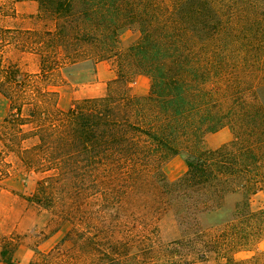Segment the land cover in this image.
Masks as SVG:
<instances>
[{
    "label": "trees",
    "instance_id": "obj_1",
    "mask_svg": "<svg viewBox=\"0 0 264 264\" xmlns=\"http://www.w3.org/2000/svg\"><path fill=\"white\" fill-rule=\"evenodd\" d=\"M37 1L39 14L53 16L55 28L19 30L27 37L5 41L36 53L38 72L23 75L0 54V94L8 102L0 121V177L9 173V153L26 167L54 169L75 181L123 170L136 183L150 168L160 194L177 203L180 232L186 224L194 229L182 211L225 209L226 225L206 238L181 232L185 238L163 242L153 219L141 236L104 249L107 264H190L181 253L186 245L200 259L215 246L226 264H247L225 251L245 247L264 227V207L250 205L264 193V0ZM128 28L138 36L121 50ZM107 59L115 60L116 75L104 96L74 99L62 109L59 93L39 86L40 80L67 84L63 71ZM134 74L149 77L146 95L129 93ZM224 127L233 138L205 149V135ZM178 155L186 170L172 182L163 166ZM104 177L98 186L107 183ZM40 190L25 199L42 203ZM230 195L237 200L229 209ZM1 256L19 264L6 246Z\"/></svg>",
    "mask_w": 264,
    "mask_h": 264
},
{
    "label": "rangeland",
    "instance_id": "obj_2",
    "mask_svg": "<svg viewBox=\"0 0 264 264\" xmlns=\"http://www.w3.org/2000/svg\"><path fill=\"white\" fill-rule=\"evenodd\" d=\"M11 1L0 0V20L1 15L9 12ZM42 18L51 24L54 22L51 15L45 14ZM10 32L0 28V54L4 62L18 64L23 75L37 73L39 70L37 54L23 51L13 40L8 43L5 41L10 38L21 41V38H26L27 35L22 36V31L17 29ZM137 36L138 32L135 28L125 29L121 33L118 47L121 50L126 49ZM101 61L111 63L116 72L114 59L100 60L95 65L89 61L63 71L69 83L64 84L54 79V86L40 80L39 86L42 89L47 87L57 91L59 107L67 109L74 100V89L95 82L96 64ZM138 75L134 74L127 86L130 94L142 96L136 94L138 85L135 81ZM133 82L134 85L131 84ZM108 84L109 82L104 95L108 91ZM7 110L8 102L0 94V121ZM222 129L226 130V138L229 142L233 138L232 132L228 127ZM210 135L212 133L205 135L203 147L213 150L205 142V138ZM219 144L221 142H216V145ZM5 161L10 166L9 173L0 177V264H6L1 256L5 246L7 256L21 264V260L15 255L19 245L28 246L34 252L33 261L46 260L53 264H107L102 255L104 249L110 248L117 241L141 236L146 231L145 224L150 220L159 219L158 235L163 242H170L185 238L183 237L185 233L191 234L190 238L197 236L206 238L205 236L217 232V228L226 225L223 224L225 222L222 223L223 225L221 222L230 214L225 209L211 214H199L198 211L193 210L182 211L183 214H188L194 229L186 224L181 234L173 217V208L177 203L170 200L167 194H160L162 189L157 182L151 180L150 168L142 169L141 177L144 178L142 180L144 182H130V176L123 170L115 174H106V177L105 174L98 172L94 177L87 176L85 180L75 181L70 175L54 169L26 167L11 153L5 156ZM185 170L183 155L169 159L163 166L167 180L172 182ZM102 177L106 178L107 183L98 186ZM39 188H41L39 196L42 198V203L28 202L26 196L37 193ZM236 200L234 195L228 196L226 207L233 208ZM250 205L254 210L264 207V193L259 192L253 196ZM150 207L152 209H149ZM13 221L21 223V229H10V222ZM217 248L215 246L210 250L205 248L203 259H200L197 251L189 245L182 247L181 253L190 264H226L225 258H222V253L218 252ZM227 252L237 261L264 264V227H259L255 231L245 247L227 249L225 254Z\"/></svg>",
    "mask_w": 264,
    "mask_h": 264
},
{
    "label": "crops",
    "instance_id": "obj_3",
    "mask_svg": "<svg viewBox=\"0 0 264 264\" xmlns=\"http://www.w3.org/2000/svg\"><path fill=\"white\" fill-rule=\"evenodd\" d=\"M11 2V6L8 10L9 12L1 15L0 28L10 30L17 29L22 31H42L53 30L55 28L54 22L51 24L50 22L44 20L41 14H39V4L37 0H12ZM115 75V70L111 63L107 61L97 63L95 82L89 85L79 86L74 89L73 93L75 97L73 99L100 97L104 95L107 82L115 78ZM149 81V77L139 74L137 76V80L135 81V84L138 85L136 86V94H146L149 90ZM131 84L134 85V82ZM226 133V130L221 129L212 133V135L207 136L205 138V142L209 148L216 149L221 144L228 141ZM218 141L221 142V144L216 145V142ZM10 224V229H21V223L13 221L10 222ZM15 255L21 260V264H30L34 259V252L25 245H19Z\"/></svg>",
    "mask_w": 264,
    "mask_h": 264
}]
</instances>
